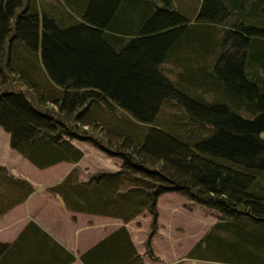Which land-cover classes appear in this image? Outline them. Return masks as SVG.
<instances>
[{
	"label": "trees",
	"instance_id": "obj_1",
	"mask_svg": "<svg viewBox=\"0 0 264 264\" xmlns=\"http://www.w3.org/2000/svg\"><path fill=\"white\" fill-rule=\"evenodd\" d=\"M162 2L132 13L133 0H88L76 6L77 16L69 12L64 19L36 0H0V127L10 149L37 169L80 161L83 152L72 140L118 156L114 172L79 180L72 168L47 191L73 213L127 223L148 212L150 259L158 197L176 192L220 214L188 258L264 264V27L230 23L222 0H202L195 19L226 26L228 49L212 65L206 59L217 55L213 48L203 58L192 53L189 63L199 60L203 66L172 81L161 64L171 60L186 70L176 56L188 20L170 0ZM167 100L209 133L152 126ZM98 105L119 108L129 122L98 138ZM33 191L0 165V217ZM93 253L81 254L80 262L142 264L124 226ZM74 259L33 222L13 243H0V264Z\"/></svg>",
	"mask_w": 264,
	"mask_h": 264
},
{
	"label": "rangeland",
	"instance_id": "obj_2",
	"mask_svg": "<svg viewBox=\"0 0 264 264\" xmlns=\"http://www.w3.org/2000/svg\"><path fill=\"white\" fill-rule=\"evenodd\" d=\"M36 1L38 6L42 9L53 12L55 15L64 19H68L69 12L72 13L73 17L77 16L78 7L88 3V0H76L79 1L77 5L75 2H66L65 0ZM170 1L171 5L188 20V30L181 36L177 43L180 51L176 56L177 61L181 62L182 65L186 67V70L173 64L171 60L161 64V69L166 77L172 81H177L179 75H189L192 72V67L194 71L198 72L197 68L199 69L203 66V63H199L201 62L199 60H191L192 63H189L192 53L198 57L202 56L203 58V56L213 48L216 50L217 55L215 56L213 53L214 55L206 59L208 65H212V63L216 61L218 54L223 49H228V46L224 44L226 35L223 28H226V26L222 28V26L211 24V26L208 27L195 19V14L202 0ZM222 1L231 12V17L229 18L230 23L242 22L247 26L264 27V0ZM162 3V0H133L135 6L131 12L133 13L141 7H151V9L154 10V5L160 6ZM217 42L218 46L216 45ZM18 56L21 58L20 55ZM20 88L24 90V88ZM101 106L102 105L96 106L97 111L95 114L99 120V124L96 123L94 133L98 138L102 136L101 134L107 132V128L115 130L121 124L129 122L127 115L119 108L108 110ZM132 124L137 125L133 122ZM151 125L167 132H171V128L175 127L178 131L182 132L183 130L186 132L188 129L193 128V134L195 133L198 136L209 133L208 127L195 126L190 122L183 109L171 100H167L161 105ZM138 126L144 128L145 125L139 124ZM100 129L102 131H99ZM132 130L134 132V129ZM8 139V134L0 127V163L13 165L20 172L27 174L42 186L53 183L59 178L61 172L65 168L64 165H59L47 170L37 169L27 160L23 159L18 153L10 149ZM72 141H74V143H72L74 145L76 144L75 146L83 152V157L80 161L74 163L75 166L72 167L77 169L79 180H86L88 176L96 172H114L119 169L121 161L118 156L110 154L108 151L106 152L95 148L87 142ZM108 148L110 152L115 151L113 146ZM156 210L158 214L156 229L158 230V234L156 235L157 241L155 243L165 259L172 261L173 259L183 257L184 259L180 264H226L215 261L192 259L187 256L199 239L219 220L220 214L218 211L192 202L176 192H165L161 194L157 200ZM137 220L135 224L139 227L141 226V230L144 231L147 239L150 231L149 213L146 211L143 212ZM194 252L203 254L201 249H194Z\"/></svg>",
	"mask_w": 264,
	"mask_h": 264
},
{
	"label": "crops",
	"instance_id": "obj_3",
	"mask_svg": "<svg viewBox=\"0 0 264 264\" xmlns=\"http://www.w3.org/2000/svg\"><path fill=\"white\" fill-rule=\"evenodd\" d=\"M72 142L74 143V141ZM0 165L5 166L11 175L27 180L34 188L33 193L24 202L12 207L0 217V243H13L24 227L29 222H33L74 256L75 259L70 264H84L79 260L81 254L88 252L89 255L93 256V252L104 245L114 231L124 226L135 251L141 258L142 264H180L184 259L183 257L172 261L165 259L155 243L158 230L150 238V246L155 258L150 259L146 255V236L144 231L141 230V226L135 224L141 215L127 223H123L116 218L73 213L66 210L60 198L48 192L47 187L60 182L75 164L61 162L40 169L47 170L59 165L65 166L59 178L45 186L40 185L27 174L20 172L13 165L2 163Z\"/></svg>",
	"mask_w": 264,
	"mask_h": 264
}]
</instances>
